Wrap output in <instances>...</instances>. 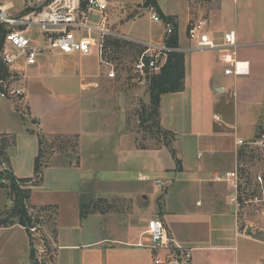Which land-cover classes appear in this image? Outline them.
<instances>
[{
  "label": "crops",
  "instance_id": "1",
  "mask_svg": "<svg viewBox=\"0 0 264 264\" xmlns=\"http://www.w3.org/2000/svg\"><path fill=\"white\" fill-rule=\"evenodd\" d=\"M0 1L20 12L33 0ZM156 1L162 13L172 18L178 49L184 53V89L160 97V125L175 134L171 143L141 148L138 134L128 128L122 99L114 105L102 103L89 92L60 95L66 104L78 109L72 114L78 115L72 125L52 123L45 114L38 116L35 128L24 129L25 122L37 116L32 96L41 95V91L33 92L29 86L33 81H29L23 86L29 116L14 105L21 120L10 125V118L0 125L6 158L0 169L6 179L8 171L16 178H32L20 186L30 189L29 213L42 220L38 226L46 236L50 264H155L154 259H165L170 252L151 248L144 232L151 217L163 222L172 244L179 247L172 253L179 249L187 253L188 264H264V238L252 220H240L242 204L231 202L235 190L231 179L225 178L227 172L238 170L239 198L244 193L248 197L251 189L243 177L248 162L238 157L246 145L236 141L252 142L264 133V0H216L214 5L211 0H188L184 42L178 15L165 11ZM143 2L106 0L109 31L134 44L144 42L129 37L124 30L128 20L134 23L135 16L149 8L152 28L146 41H162V33H153V26L159 23L151 19L155 10L144 7ZM135 8L142 10L133 16ZM117 14L123 20L114 24L111 19ZM94 16L91 20L99 22ZM201 18L207 20L204 32L217 47L195 48L196 39L190 37L188 29ZM230 30L236 35L234 48L222 45L224 33ZM223 53L247 61L248 73L225 74ZM104 60L108 64L99 58L101 64L112 66L106 57ZM108 72L101 81L113 78ZM83 108L92 115L84 125L79 111ZM23 129L34 135L35 144L28 148L21 144L23 152L18 154L15 135ZM40 136L43 166L36 176ZM60 136L73 137L76 151L53 160L58 154L54 151L48 161L43 156L44 144L52 139V145ZM170 148L180 159V170ZM6 192L0 183V218L7 216L15 203V197ZM82 210L88 211L83 218ZM29 248V236L22 225L0 227V264H32Z\"/></svg>",
  "mask_w": 264,
  "mask_h": 264
},
{
  "label": "rangeland",
  "instance_id": "2",
  "mask_svg": "<svg viewBox=\"0 0 264 264\" xmlns=\"http://www.w3.org/2000/svg\"><path fill=\"white\" fill-rule=\"evenodd\" d=\"M159 1L162 3L165 11H170L178 15L179 35L181 40L184 42L183 21L189 1ZM199 1L203 2L204 0H191L192 3ZM211 1L213 2L212 5H214L216 0ZM43 2L44 0H33L30 5L41 4ZM141 10L142 8H135L132 15H137L141 12ZM148 15L149 8L144 11L143 15L139 17L135 16L137 18L134 23H132L131 20H128L124 32L127 33L129 37L146 41L149 38L152 28V25H150V22L152 21L149 20ZM111 20L114 24H116L117 22H121L123 18L121 15L117 14L112 17ZM34 32L35 30L33 29V34L35 35L34 38L42 44L39 32ZM153 33L154 35L160 33L163 34V28L160 23H156V25L153 26ZM31 38H33L32 34ZM104 48H106V50L104 51L103 58L106 57V60L110 61L112 66H105L104 64H101L99 62V58L95 54L82 56L78 53H61L62 55L54 56L51 54H54L55 52L44 51V54L38 58L36 64L27 67L25 71V78L23 74H11V83L15 86L25 87V82L33 81L32 84L29 83L33 92L41 91L40 96L39 94L35 96L32 94L34 113L37 116L32 121L28 119V121L25 122L24 129L35 128L34 123H37L38 116L44 117L45 114L49 116L50 122L52 123H60L63 126L72 125V119L78 116H74L72 114H77L78 109L73 105L66 104L60 98V95H69L74 93H79L81 95L84 92H89L96 94L97 96L95 99L102 103L108 102L109 104L114 105L118 103L116 100H120L121 98L126 107L128 128L136 131L138 134V144H142L147 147L159 146V143L161 142L155 139L157 135L155 133L153 120H147L144 125L140 127V119L150 109L148 86L151 77L160 70L151 72L145 77L133 71V63L143 48L140 43L134 44L131 41L124 40L122 37L109 36L105 41ZM110 69L114 70L115 76L107 79L106 81H101V77L105 78ZM82 78H84L82 81L84 83V87H82L83 89L80 88V81ZM95 80H98V83H93ZM16 104H18V106ZM16 104L15 101L0 97V125H2L3 122L7 124L10 118H12L10 120V125H13L15 120L20 119L15 110V106L21 113H24L26 117L29 116L28 107L25 101ZM87 110V108L79 110L80 117L83 119L81 124L83 123V125L87 123L90 116H92L88 114L89 112ZM24 129L22 132H18L15 135L16 144H18V154L23 152L20 150L22 149L21 144H23L26 148H28L29 144L33 146L35 144L34 135H31V133L25 131ZM35 133L37 134L36 131ZM51 141L52 139L49 141L46 140V143L44 144L45 155L43 154V156H45L44 158L47 160L50 155H53L54 151L58 154L55 155L53 160L60 158L67 151H76L75 140L73 137H57L55 138L56 143L54 142L52 145L50 144ZM246 172L245 176H243L245 178L244 181L246 183L248 182L251 190L257 192V188H259V184L256 183L257 173H261L264 182V156L258 155L257 159L249 161L246 164ZM31 174H33V172ZM245 182L242 184H245ZM232 193L233 191L231 194ZM243 198H240L242 204L239 208L240 220H252L254 226L256 227L255 230H258V235L264 238V215L256 211L255 204L245 202L247 201V195L245 193ZM100 204L103 205L102 202H100ZM6 214H4V216ZM38 230H40L38 234L44 240V248L46 250V253L41 255L43 258L42 260L45 264H50L48 260V245L45 233L43 234L41 229Z\"/></svg>",
  "mask_w": 264,
  "mask_h": 264
},
{
  "label": "built area",
  "instance_id": "3",
  "mask_svg": "<svg viewBox=\"0 0 264 264\" xmlns=\"http://www.w3.org/2000/svg\"><path fill=\"white\" fill-rule=\"evenodd\" d=\"M106 10V0H44L43 3L29 5L20 12H13L10 6L0 1V60L9 72L19 75H24L28 66L36 64L44 51L78 53L82 56L95 54L101 61L108 64L103 58L106 49L104 48L105 41L109 36H122L110 32L106 27ZM91 16L97 18L99 22L96 19L92 21ZM151 19L161 23L163 40L137 42L142 44L143 48L133 63V71L143 77L151 72L159 71L169 52L179 51L178 47H172L166 42L174 30L172 21L163 20L156 12L151 13ZM206 24L207 20L201 18L188 29L190 37L196 39V49L217 47L204 32ZM33 29L34 33L39 32L42 44L34 38ZM31 34L33 38H31ZM222 45L233 48L237 45L234 30L224 33ZM221 60L227 63V67L224 69L225 74L248 73L249 64L247 61L232 59L226 53L221 54ZM108 76H115L113 69L108 72ZM0 97L15 101V104L22 103L24 89L15 86L7 79H0ZM16 105L18 106V104ZM236 143L255 147L260 152L259 155L264 156V133L259 134L255 141L244 142L242 139H238ZM225 175L226 179H231L235 190V196L231 198V202L235 206H239L241 201L238 193V170L227 172ZM217 179L224 178L218 176ZM0 181H7L2 169H0ZM256 183L259 184L258 191L251 190L245 202L255 204L256 211L264 215V182L261 173H257ZM240 196L244 197L243 194ZM38 229L39 226L36 225L30 228V231L36 256L42 259L41 255L45 250L44 240L39 236ZM144 232L152 249L170 252L165 259H154L155 264H188L187 253L180 249L172 253V250L179 247L172 244L163 222L158 217H151L147 220Z\"/></svg>",
  "mask_w": 264,
  "mask_h": 264
},
{
  "label": "trees",
  "instance_id": "4",
  "mask_svg": "<svg viewBox=\"0 0 264 264\" xmlns=\"http://www.w3.org/2000/svg\"><path fill=\"white\" fill-rule=\"evenodd\" d=\"M84 5V2H82ZM144 7H152L155 12L163 19L173 21L170 16L164 15L160 10L156 0H144ZM174 30L173 33L166 39L168 45L172 47H178V36L175 28V24H173ZM142 50V49H141ZM11 72H9L8 68L2 63L0 60V79H7L11 81L10 76ZM184 89V53L180 51H172L167 54L166 61L164 65L161 67L160 71L154 74L151 77L148 86V93L150 98V109L149 111L140 119V127L144 125V123L152 119L155 127L156 137L155 139L166 146L171 143L174 139L175 134L171 131L165 130L160 125V113H159V104L160 97L164 93L169 92H178ZM42 136H40L38 144V154L35 159L34 164V175L38 176L42 172ZM159 143V144H161ZM141 148H146L147 146L140 144ZM171 154L176 163V169L180 170V159L176 156L175 151L170 148ZM258 152L254 147L244 146L242 149L238 151V157L240 161L249 162L258 158ZM4 155V144L0 143V162L5 161ZM247 172L244 170V175ZM6 177L9 181L8 184L5 182H1V185L7 188L8 197H15V203L13 209L10 213L5 217L0 218V227L10 225L13 223H18L22 225L28 236H29V257L32 264H45L42 259L37 258L36 249L33 244V237L31 236L30 228L41 224L42 220L40 216H33L28 211L27 201L29 198L30 189L26 187H21L26 182L33 181L32 178H16L9 171L6 173ZM34 182H37L36 180ZM248 184V182H247ZM85 210L80 211V217H84L86 215Z\"/></svg>",
  "mask_w": 264,
  "mask_h": 264
}]
</instances>
